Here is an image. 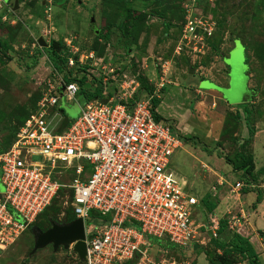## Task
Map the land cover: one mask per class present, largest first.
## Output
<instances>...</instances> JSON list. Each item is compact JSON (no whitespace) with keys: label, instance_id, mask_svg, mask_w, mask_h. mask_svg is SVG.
Listing matches in <instances>:
<instances>
[{"label":"rangeland","instance_id":"1","mask_svg":"<svg viewBox=\"0 0 264 264\" xmlns=\"http://www.w3.org/2000/svg\"><path fill=\"white\" fill-rule=\"evenodd\" d=\"M185 14L211 24L203 51L174 50ZM55 57L67 59L57 74L50 66ZM68 70L85 77L84 95L94 92L102 102H131L156 90V111L182 143L169 167L188 192L203 197L205 206L199 203L192 214L195 223L209 225L212 218L219 227L223 222L219 238L203 235L194 246L148 241L145 264H250L229 245L217 246L233 232L249 238L264 264L258 233L264 231V0H0V151L16 138L43 82L63 78ZM163 73L165 84L157 89ZM244 74L255 95L229 103L230 84ZM62 103L67 117L78 114L75 101L63 98ZM59 124L63 128L64 120ZM57 165L55 171L61 168ZM63 170L69 177L71 169ZM245 190L250 201H243ZM207 202L220 207L216 214L205 208ZM71 209L63 188L32 225L45 230L50 221L68 222ZM231 217L239 220L232 227L227 226ZM33 245L29 228L0 248V264L83 262L70 246L48 244L33 251Z\"/></svg>","mask_w":264,"mask_h":264},{"label":"built area","instance_id":"2","mask_svg":"<svg viewBox=\"0 0 264 264\" xmlns=\"http://www.w3.org/2000/svg\"><path fill=\"white\" fill-rule=\"evenodd\" d=\"M186 14L174 50L203 51L211 24ZM164 81L163 73L157 89ZM78 92L77 81L48 78L16 138L0 151V248L27 230L63 188L74 216L84 223L83 264H145L149 235L182 247L216 236L217 220L195 223L200 199L169 167L182 143L168 122L153 117L156 90L131 102H102L97 96L80 102ZM63 98L75 101L79 112L60 128ZM63 169H71L69 177ZM231 222L239 220L231 217L227 226Z\"/></svg>","mask_w":264,"mask_h":264},{"label":"water","instance_id":"3","mask_svg":"<svg viewBox=\"0 0 264 264\" xmlns=\"http://www.w3.org/2000/svg\"><path fill=\"white\" fill-rule=\"evenodd\" d=\"M93 17H91V21ZM40 45H44L43 39H38ZM245 64V63H244ZM245 69L247 66L245 65ZM248 76L240 77L230 84L226 92L225 99L229 103H241L248 101L255 95V90L247 87ZM51 226L45 230L37 225H31L30 230L34 238L33 251L48 244H52L53 248L59 245L68 247L72 244V250L77 254L80 260L85 254V229L83 220L79 217L68 222L50 221ZM139 252H135L134 257H138Z\"/></svg>","mask_w":264,"mask_h":264},{"label":"trees","instance_id":"4","mask_svg":"<svg viewBox=\"0 0 264 264\" xmlns=\"http://www.w3.org/2000/svg\"><path fill=\"white\" fill-rule=\"evenodd\" d=\"M209 39V38H208ZM208 39H207V41H208ZM66 63H67V59L65 60V59H60V58H57V57H55L54 59H53V61L50 63V65H51V67H52V69L55 71V70H58V71H60V70H63V66L64 65H66ZM248 66V65H247ZM63 79H64V81L65 82H68V81H77L78 83H79V92H78V96L81 98V99H91V98H93V97H95V96H97V95H95V93L93 92V93H88V95H84L83 93H82V87H81V85H82V82H83V80H85V77L84 76H82V77H76L75 75H72V72H71V70H68V71H66L64 74H63ZM147 93L148 94H152V89H149L148 91H147ZM148 94H145V95H148ZM158 103H159V99H158V97H156V96H152V98H151V111H152V114H153V117H154V119H156V120H164V121H166V119H164V117H162L157 111H156V107H157V105H158ZM62 110V109H61ZM63 111H64V109H63ZM65 112V111H64ZM66 115V114H65ZM64 120V126H66L68 123H69V121L71 120V118H69V117H67V116H65V118L63 119ZM167 122V121H166ZM2 151V150H1ZM235 168H237V167H235ZM247 190H245L244 192H246ZM60 192V191H59ZM58 192V193H59ZM206 196H209V194L207 193V195ZM54 199V198H53ZM70 199V198H69ZM203 201V197H201L200 198V201ZM53 201V200H52ZM201 201V203L203 204V202ZM256 201H260V196L259 195H257L256 196ZM204 205V204H203ZM205 206V205H204ZM48 207V206H47ZM46 207V208H47ZM45 208V209H46ZM72 208V207H71ZM208 211H211V210H213L214 208H215V204L214 203H211V202H207L206 203V207H205ZM44 209V210H45ZM43 210V211H44ZM42 211V212H43ZM71 211H72V209H71ZM41 212V213H42ZM91 216H95V212L94 211H91ZM74 213H73V211H72V217H70L69 219H67V221H70V220H72V219H74ZM35 222V221H34ZM33 222V223H34ZM32 223V224H33ZM31 224V225H32ZM30 225V226H31ZM30 226L28 227V230H29V228H30ZM222 231H223V222H221L220 224H219V227H218V229H217V237H213V238H219L218 237V235H220L221 233H222ZM258 233H259V235L261 236V238H262V240H263V242H264V231L262 230V229H258ZM146 238H147V240L148 241H150V242H157V243H160V241L161 240H163V241H166L165 242V244L163 245L164 247L165 246H167V247H170V248H180V247H182V246H179V245H176V244H174L173 242H170L167 238H163V239H159V238H156V237H154V236H151V235H149V236H146ZM212 239V238H211ZM217 246L218 247H226V246H228L229 245V248L230 249H232L233 251H237L238 253H240L241 255H243L245 258H247L248 260H249V262H250V264H261V262H260V260H259V258H258V254H257V252H256V250H255V248L253 247V245L251 244V242L249 241V238L248 237H246V236H244V235H241V234H239V233H232L231 234V236L229 237V239H228V241H225V240H223V239H220V240H218L217 241ZM194 245H196L195 243H193L192 244V246H194ZM82 264H83V262H82Z\"/></svg>","mask_w":264,"mask_h":264},{"label":"crops","instance_id":"5","mask_svg":"<svg viewBox=\"0 0 264 264\" xmlns=\"http://www.w3.org/2000/svg\"><path fill=\"white\" fill-rule=\"evenodd\" d=\"M197 92H209V91H213V92H218L220 93L218 90L216 89H206L204 91V89H199V88H196L195 89ZM157 109V108H156ZM242 198H243V201H250L253 197L251 195V192L247 191V192H243L242 193ZM224 206V205H223ZM220 207L216 206V208L213 209V211L211 213H215L216 214V210H218ZM261 222V221H260ZM263 222V221H262ZM258 224V223H257ZM262 229V228H261Z\"/></svg>","mask_w":264,"mask_h":264}]
</instances>
